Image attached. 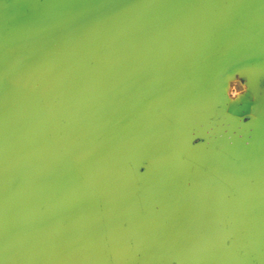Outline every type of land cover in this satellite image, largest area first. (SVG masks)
<instances>
[{"label":"water","instance_id":"obj_1","mask_svg":"<svg viewBox=\"0 0 264 264\" xmlns=\"http://www.w3.org/2000/svg\"><path fill=\"white\" fill-rule=\"evenodd\" d=\"M231 1L60 0L32 28L42 55L22 81L0 78V264H110L106 219L135 217L128 180L134 159L177 123L186 95H219L217 74L264 59V17L258 24L247 10L240 15L253 18L247 29L257 39L242 57L224 60ZM101 39L111 42L71 97L67 117L78 134H57L51 90ZM246 141L205 159L181 187L160 182L147 196L136 190L135 199L163 205L193 195L223 161L240 175L220 185L242 184L264 159V122ZM263 221L264 214L255 220L258 236Z\"/></svg>","mask_w":264,"mask_h":264},{"label":"flooded vegetation","instance_id":"obj_2","mask_svg":"<svg viewBox=\"0 0 264 264\" xmlns=\"http://www.w3.org/2000/svg\"><path fill=\"white\" fill-rule=\"evenodd\" d=\"M59 1L0 0V78L20 82L26 77L43 50L42 37L32 28L50 17ZM110 42L99 40L75 66L58 75L51 90L53 132L62 128L68 136L78 134V123L67 117L75 104L71 97L77 81L90 73L95 58ZM251 143L249 139L240 147ZM234 166L223 161L198 182L193 195L163 205L135 199L136 190L147 196L155 188H135V217H108L110 264H264V233L258 236L255 228V220L264 214V159L242 184L220 185L240 175ZM183 179L168 177L162 183L179 188L187 181ZM152 208H161L162 215L152 218Z\"/></svg>","mask_w":264,"mask_h":264},{"label":"rangeland","instance_id":"obj_3","mask_svg":"<svg viewBox=\"0 0 264 264\" xmlns=\"http://www.w3.org/2000/svg\"><path fill=\"white\" fill-rule=\"evenodd\" d=\"M213 83L219 89V95L218 92L213 93L211 98L200 92L186 95L183 114L177 123L158 131L134 159L128 177L131 196L135 188L152 189L168 177L181 176L185 181L193 172L197 173L205 159L212 160L214 155L225 154L226 149L231 147L229 144L238 145L239 141H246L249 134L254 136L259 122H264V59L258 60L253 56L230 71L217 74ZM204 89L212 90L208 87ZM231 95L238 97L236 103L229 100ZM229 112L232 115H228ZM250 112L254 113V117L244 123L243 118H247ZM228 125L231 127L225 135ZM210 131L211 136L208 135ZM195 139L201 143L196 145ZM85 150H78L76 157ZM132 206L136 208V204ZM152 211V218L162 215L161 208H152Z\"/></svg>","mask_w":264,"mask_h":264},{"label":"trees","instance_id":"obj_4","mask_svg":"<svg viewBox=\"0 0 264 264\" xmlns=\"http://www.w3.org/2000/svg\"><path fill=\"white\" fill-rule=\"evenodd\" d=\"M247 10H252L255 15V21L258 24H262V16L264 17V0H232L230 2L228 10L230 18L228 16L226 41L228 44V53L226 58H224L227 62H232L234 59L242 57L250 48V45H252L253 39H257L256 35L253 34L255 29H253V33L249 32L247 29V26L251 24L253 18L248 15V19H246V17L244 18L240 15L241 11L247 13ZM236 21H238V23ZM192 82L194 83V79L190 80V83Z\"/></svg>","mask_w":264,"mask_h":264},{"label":"clouds","instance_id":"obj_5","mask_svg":"<svg viewBox=\"0 0 264 264\" xmlns=\"http://www.w3.org/2000/svg\"><path fill=\"white\" fill-rule=\"evenodd\" d=\"M248 91H249V90H248ZM246 95H247V94H246ZM229 100H230L232 103H236L237 100H238V97L235 96V95H231V96L229 97ZM228 115H232V113L229 112ZM253 117H254V113L250 112V113L247 115V118H243V122H244V123H248V122H250V120H251ZM230 127H231V125L226 126V128H225V133H224L225 135L228 134V128H230ZM208 135L211 136V135H212V132L210 131V132L208 133ZM221 138H223V137H221ZM229 139H231V137H229ZM240 139L243 140L244 137L241 135V136H240ZM200 143H201V141H200L199 139H195V144H196V145H199ZM246 146H250V145H246Z\"/></svg>","mask_w":264,"mask_h":264},{"label":"crops","instance_id":"obj_6","mask_svg":"<svg viewBox=\"0 0 264 264\" xmlns=\"http://www.w3.org/2000/svg\"><path fill=\"white\" fill-rule=\"evenodd\" d=\"M260 124H261V121L259 122V124H258V126H257V128L255 129V130H257L258 128H259V126H260ZM250 135V134H249ZM192 176L194 175V172L191 174ZM190 175V176H191Z\"/></svg>","mask_w":264,"mask_h":264}]
</instances>
